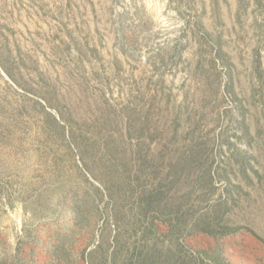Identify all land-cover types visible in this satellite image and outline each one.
<instances>
[{"label":"rangeland","instance_id":"obj_1","mask_svg":"<svg viewBox=\"0 0 264 264\" xmlns=\"http://www.w3.org/2000/svg\"><path fill=\"white\" fill-rule=\"evenodd\" d=\"M243 251L264 264V0H0V264Z\"/></svg>","mask_w":264,"mask_h":264},{"label":"crops","instance_id":"obj_2","mask_svg":"<svg viewBox=\"0 0 264 264\" xmlns=\"http://www.w3.org/2000/svg\"><path fill=\"white\" fill-rule=\"evenodd\" d=\"M225 241H227L226 239H225ZM216 241L214 240V252L216 251V243H215ZM220 243V242H219ZM222 243H220V248L222 249ZM225 247H229V245L228 244H226V245H224ZM247 254V252L245 251H243L242 252V255H241V258H240V262H242L243 264L245 263L246 264V262L248 261V254L245 256L244 254Z\"/></svg>","mask_w":264,"mask_h":264}]
</instances>
